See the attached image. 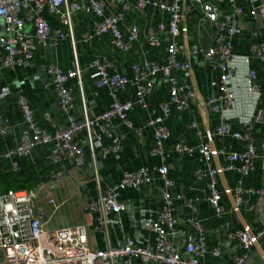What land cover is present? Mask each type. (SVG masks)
<instances>
[{
  "label": "built area",
  "instance_id": "2783aa9c",
  "mask_svg": "<svg viewBox=\"0 0 264 264\" xmlns=\"http://www.w3.org/2000/svg\"><path fill=\"white\" fill-rule=\"evenodd\" d=\"M262 0H245L252 6L250 14L264 20V5ZM230 4V14H220L219 6ZM195 6L206 15L213 16L212 28L215 30L214 44L206 48H197L195 53L202 56L205 65L213 72H218V92L208 101L200 98L193 83H181L178 76L190 73L192 65L190 57L180 60L176 39L181 34L192 17ZM157 8L169 15V34L172 41L166 47V54L161 59L148 57L152 49L162 46L160 40L165 27L163 24L149 25L146 28V56L131 64L130 75H122L113 67L110 59L104 57L94 60L90 64L93 70L97 88H106L112 102L109 108L96 113L86 105L82 85L81 68L78 60V40L74 31V14L85 11L93 15L92 28L89 34L82 37V42L90 43L93 38L110 35L114 46L122 52H129L140 37V29L136 25L128 27L125 36L122 24L125 16L132 8L145 12L148 8ZM244 10L236 4V0H86L82 4L79 0H0V67L14 70L22 67L26 61L35 56L37 49L46 50L62 42H68L74 56V69L64 73L53 64L47 66V72L53 77V85L58 96V106L68 118L67 128L64 130H46L41 128L35 114L22 91L12 92L8 87L0 86V102L10 96H15L19 105L24 129L20 142L14 146H7L0 151V175L4 171V161L9 162L10 170L20 174L23 160L32 156L34 149L48 146L46 163L57 168L50 172L45 180L30 189H8L0 192V264H116L117 259H123L124 264H204L205 257L210 253L220 258L222 252L219 246L209 251L205 241L204 221L196 217L179 220L174 215V198L171 189L175 182L170 175L167 161L170 157L165 150V142L170 137V130L166 120L172 110L183 112L198 102L207 110L219 114L220 124L214 131H198L203 140L198 150L205 168L195 171V178L205 183L206 200L214 210L216 216H221L224 209L220 203L221 192L218 188V178L225 172H234L242 178L248 176L255 169V162L262 164L264 177V152H259L253 135L254 124H264V109H257L253 118L244 122V130L233 131L226 121L225 113L234 107L235 94L231 87V77L234 75L233 39L239 32L238 18L243 16ZM57 16L65 31L52 28L47 16ZM33 26V35L24 32L25 24ZM252 51L258 59L264 61V44H256ZM249 58L245 62L249 63ZM109 68L112 69L109 70ZM162 76L169 86L168 98L160 104V115L151 117L148 125L153 128L154 147L152 154L159 157L160 164L152 167L142 166L134 171H124L116 184L104 185L101 177L95 176V200L88 204L89 210L97 214L94 230L103 234L106 247L93 249L88 240V231L84 224L60 226L50 228L54 216L67 203L68 198L58 199L53 191L59 182L67 178L63 168L65 160H70L76 166H82L89 156L96 165L97 153L102 158L120 151V137L117 136L113 122L119 121L127 128H134L130 113L137 107L146 109L147 99L155 90V79ZM77 80L78 92L82 99V120H77L73 110L75 107V88L69 83ZM246 83L251 94H257L259 86L256 84V72L249 70ZM128 86L134 89V100H122L121 93ZM196 128V123H192ZM15 129V124L9 117L0 114V139L7 138ZM142 137V131H136ZM88 144V154L83 148L81 135ZM216 136H229L242 141L245 145L242 151L228 150L224 153V163L214 165L219 152L214 147ZM109 143L105 144L104 141ZM172 153L192 157L194 148L178 143ZM160 181L162 204L158 210L151 212L150 229L154 234L153 243L148 242L140 246L126 237L118 245H112L109 238L110 220L112 214H119L124 210L121 202V192L126 189L138 190L141 186ZM255 193L264 198V186L261 188L239 187L234 193V207L236 210L243 203L245 194ZM41 196L42 199H41ZM195 200L188 202L193 207ZM180 225H186L198 233V238L185 244V258L174 243V234ZM234 238L245 250L235 258V264H243L247 251L264 242V228L252 232L249 228L237 230Z\"/></svg>",
  "mask_w": 264,
  "mask_h": 264
},
{
  "label": "crops",
  "instance_id": "0c3cea01",
  "mask_svg": "<svg viewBox=\"0 0 264 264\" xmlns=\"http://www.w3.org/2000/svg\"><path fill=\"white\" fill-rule=\"evenodd\" d=\"M113 1L115 0H109L111 3ZM166 1L171 2V0ZM79 2L86 4V0H79ZM261 2L264 5V0ZM236 4L243 8L244 14L238 18L239 32L233 39L235 72L231 77V87L235 94V104L225 113V120L228 121L233 131L241 132L244 130V122L253 118L258 108L264 109V61L258 59L252 51L254 45L264 44V20L250 14L252 6L245 0H236ZM219 11L222 15L230 14L232 8L230 4L226 3L219 6ZM47 18L52 28H60L65 31L57 16L48 15ZM213 19V16L204 14L199 7L195 6L190 21L185 28H181V34L176 39L179 59L185 60L189 56L192 65V71L181 73L178 80L181 83L195 84L203 101H208L217 94L219 74L208 68L202 56L195 53V50L214 44ZM92 20V14L85 11L76 12L74 14V31L78 40L77 53L86 105L96 113H101L109 108L112 99L106 88L96 87L94 79L91 77L93 70L90 68V64L94 60L107 57L120 74L130 75L131 64L140 62L146 56L148 50L147 26L163 24L165 27L160 37L162 46L149 52L148 57L151 59L165 57L166 47L172 41V37L168 30L169 15L153 7L148 8L145 12L132 8L125 16L122 24L123 34L126 36L128 27L132 25H136L141 32V37L133 43L129 52L117 49L112 43L110 35L93 38L90 43L82 42V37L91 31ZM24 32L32 36L33 26L26 23ZM247 57L250 60L248 64L245 62ZM49 64L57 66L64 73H69L74 69L73 51L68 42H62L46 50L37 49L34 58L26 61L20 68L10 70L0 67V86L8 87L12 92L20 90L24 93L41 128L50 131L64 130L67 128L68 118L58 106L53 77L47 72ZM109 70L112 71L111 68ZM249 70L256 72V84L259 86V91L255 95L249 92L246 83ZM69 84L75 88L73 113L80 121L82 120L83 104L77 90V80H71ZM168 94L167 80L158 76L155 79V90L147 99L148 107L146 109L136 107L130 113L134 128H127L119 121L113 122L115 132L120 137L118 154L111 153L106 158H102L101 152L98 151L96 165L89 156L86 157V162L82 166H76L70 160L64 161L63 168L67 178L58 183L53 193L58 199L67 197L68 201L54 216L50 228L84 224L88 231L91 247L93 249L106 247L103 234L94 230L97 214L88 208V204L96 197L94 190L96 173L101 177L104 185H111L120 180L124 171H134L142 166L152 167L160 164L159 157L152 154L155 141L153 128L148 125V122L151 117L161 114L160 104L168 98ZM134 98V89L131 86L121 93L122 100H134ZM0 114L9 117L15 124L14 131L4 140L0 139V151H3L7 146H14L16 142H20L24 129L22 114L14 95L0 102ZM221 116L195 102L186 111L172 110L171 116L165 122L170 130V137L165 142V150L170 154L167 164L171 178L175 182L171 189L174 198V215L180 221L190 217L203 220L208 250L212 251L219 246L222 252L220 258H215L209 253L204 259V264H235V258L245 254V250L234 238L236 231L249 228L252 232H258L264 228V198L255 193L245 194L243 203L238 210L233 205L234 193L237 188H261L264 186L260 161L255 162L254 171L242 178L241 184L240 176L234 172H225L219 176L220 203L224 209L221 216H216L206 200L205 183L195 178V171L198 168L206 167L198 152L203 141L198 135V131L203 133L208 129L214 131L220 124ZM193 122L196 123V128L192 127ZM139 129L142 131L141 138L136 132ZM253 135L258 151L264 152V124L255 123ZM80 138L83 148L88 154L87 140L83 134ZM104 143L108 144L109 141L105 140ZM178 143L194 148L195 154L192 157H185L172 153ZM213 144L219 152L214 160V165L224 163L226 151H242L245 148L242 141L229 136H216ZM48 152V146L34 149L32 156L23 160V166L42 170L44 166H47L46 155ZM3 170V172H12L8 161H4ZM195 199L197 201L194 202L193 207H189L188 202ZM121 202L124 205V210L119 214L109 216L110 243L118 245L126 237L140 246H144L148 242L153 243L154 234L150 229L151 212L158 210L162 204L160 181L145 184L138 190H123ZM197 238L198 233L194 229L180 225L173 240L176 247L183 251L184 257L189 258V255L184 253L185 244ZM116 264H124V260L117 259ZM136 264L145 263L136 262ZM243 264H264L263 241L247 251V257Z\"/></svg>",
  "mask_w": 264,
  "mask_h": 264
},
{
  "label": "trees",
  "instance_id": "16d2710c",
  "mask_svg": "<svg viewBox=\"0 0 264 264\" xmlns=\"http://www.w3.org/2000/svg\"><path fill=\"white\" fill-rule=\"evenodd\" d=\"M25 168V169H24ZM54 166H44L42 170L26 168L23 166V171L20 174L12 172H2L0 175V192H5L10 188L15 189H30L37 186L42 180L46 179V175L55 170ZM44 173H46L44 175Z\"/></svg>",
  "mask_w": 264,
  "mask_h": 264
}]
</instances>
